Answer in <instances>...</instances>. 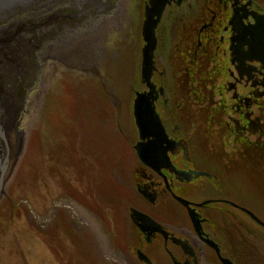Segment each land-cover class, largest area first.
<instances>
[{
	"label": "flooded vegetation",
	"instance_id": "af4514ba",
	"mask_svg": "<svg viewBox=\"0 0 264 264\" xmlns=\"http://www.w3.org/2000/svg\"><path fill=\"white\" fill-rule=\"evenodd\" d=\"M139 1L131 108L133 116L141 100L151 132L142 140L133 118L132 147L143 144L145 162L134 150L121 255L126 264H264V217L251 209L252 190L264 200V44H253L264 0H167L148 81L142 26L151 4Z\"/></svg>",
	"mask_w": 264,
	"mask_h": 264
},
{
	"label": "rangeland",
	"instance_id": "374dc122",
	"mask_svg": "<svg viewBox=\"0 0 264 264\" xmlns=\"http://www.w3.org/2000/svg\"><path fill=\"white\" fill-rule=\"evenodd\" d=\"M111 2L119 9L75 36L69 50L63 39L64 47L54 43L42 55L17 107L6 101L12 90L1 91L3 123H12L20 146L0 206V264H126L120 235L129 236L123 200L135 163L141 7ZM255 195L251 209L263 218Z\"/></svg>",
	"mask_w": 264,
	"mask_h": 264
},
{
	"label": "bare ground",
	"instance_id": "6f19581e",
	"mask_svg": "<svg viewBox=\"0 0 264 264\" xmlns=\"http://www.w3.org/2000/svg\"><path fill=\"white\" fill-rule=\"evenodd\" d=\"M111 1L103 3V0H0V93L4 87L12 90L6 101L13 102L17 107V104L22 102L21 99L25 98L24 86L29 87L30 81L39 73L42 55L55 51L54 43L64 47L60 41L63 39H66L65 51L69 50V41L73 42L75 36H84V29L92 30V27L102 22L101 16L110 12L116 4V10L119 9L120 3L111 5ZM14 26L17 32L10 31ZM41 46L45 50H42ZM28 54L27 61L23 56ZM1 94L0 132L8 151L10 165L20 146V134L13 131L12 123H3L4 114L2 115L1 110L5 99L1 98Z\"/></svg>",
	"mask_w": 264,
	"mask_h": 264
},
{
	"label": "water",
	"instance_id": "95a60500",
	"mask_svg": "<svg viewBox=\"0 0 264 264\" xmlns=\"http://www.w3.org/2000/svg\"><path fill=\"white\" fill-rule=\"evenodd\" d=\"M159 1L160 0H150L151 8L146 9L145 20L142 26V36H143V40L145 44L142 48L141 77L146 81L149 80L151 71L153 68L152 67L153 65L152 54H153V50L155 48V43H156L154 30H155V26L157 23V19H155V16H157V18L159 17L160 12L167 0H161V2ZM256 22L258 24V28H260L262 31H260V33L256 34L255 36V40L253 43L254 50H257V48L262 47V45L264 44V19L263 18L256 19ZM145 116L146 115L144 114L141 108V100L140 99L135 100L134 105H133V118H134L135 125L139 128L140 135H141L140 138L142 140H145L146 136L149 135L151 132V128H149L151 123L148 121L150 115L146 117L145 119L146 121L141 122L142 118H144ZM143 147H144L143 144H137L134 150L136 151V156L139 157L143 162H145L143 159L145 158V156L143 155ZM8 169H9L8 151L5 146L3 135L0 132V206H1L3 195H4V187L7 181L6 173ZM184 204L187 205L186 202H184ZM132 213L136 218L141 217V215L137 216L138 213H136L135 211H132ZM189 215H190V218L193 224L196 227L197 219H195L194 213L189 210Z\"/></svg>",
	"mask_w": 264,
	"mask_h": 264
}]
</instances>
